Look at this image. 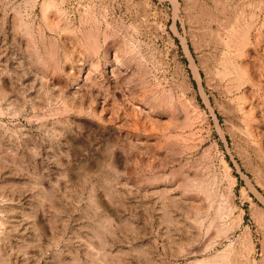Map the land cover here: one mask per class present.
<instances>
[{"label":"rangeland","instance_id":"374dc122","mask_svg":"<svg viewBox=\"0 0 264 264\" xmlns=\"http://www.w3.org/2000/svg\"><path fill=\"white\" fill-rule=\"evenodd\" d=\"M0 264H264V0H0Z\"/></svg>","mask_w":264,"mask_h":264},{"label":"bare ground","instance_id":"6f19581e","mask_svg":"<svg viewBox=\"0 0 264 264\" xmlns=\"http://www.w3.org/2000/svg\"><path fill=\"white\" fill-rule=\"evenodd\" d=\"M215 258V257H214ZM226 258V257H225ZM202 261V260H201ZM205 261V260H204ZM212 263V262H211Z\"/></svg>","mask_w":264,"mask_h":264}]
</instances>
